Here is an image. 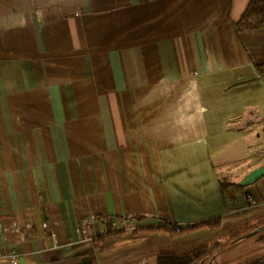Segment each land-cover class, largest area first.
<instances>
[{
	"label": "crops",
	"instance_id": "0c3cea01",
	"mask_svg": "<svg viewBox=\"0 0 264 264\" xmlns=\"http://www.w3.org/2000/svg\"><path fill=\"white\" fill-rule=\"evenodd\" d=\"M249 1L0 0V264L120 231L99 264L129 245L158 264L215 239L152 228L264 216V174L241 184L264 165V31L235 28Z\"/></svg>",
	"mask_w": 264,
	"mask_h": 264
},
{
	"label": "trees",
	"instance_id": "16d2710c",
	"mask_svg": "<svg viewBox=\"0 0 264 264\" xmlns=\"http://www.w3.org/2000/svg\"><path fill=\"white\" fill-rule=\"evenodd\" d=\"M235 28L237 31H264V0H250ZM259 71L264 75V63L259 66ZM227 218L228 215H225L195 225H188L183 231H197L203 228L215 230L220 228ZM262 226H264V216L253 223L237 225L231 229L227 238L224 240L199 246L183 253L163 252L159 255L158 264H202L213 252L244 238L242 236ZM149 231H166L173 236L179 234L167 225L152 228ZM260 232L256 233V243L264 245V232ZM125 236L126 234L120 231L94 239L95 252L77 255L69 259L61 260L55 264H99L97 254L112 251L120 246L123 247L122 243L126 240ZM248 264H264V256Z\"/></svg>",
	"mask_w": 264,
	"mask_h": 264
},
{
	"label": "rangeland",
	"instance_id": "374dc122",
	"mask_svg": "<svg viewBox=\"0 0 264 264\" xmlns=\"http://www.w3.org/2000/svg\"><path fill=\"white\" fill-rule=\"evenodd\" d=\"M225 222V221H224ZM221 225L220 228L215 229V230H208L210 233H207L206 235H203L202 238L204 239H215V241L209 243L212 244L214 242H218L221 240H224L227 238L228 233L233 229L229 225L226 224ZM186 228V227H185ZM200 230H204L200 229ZM199 231V230H198ZM175 232V231H174ZM264 232L261 231L260 233ZM176 233H179L178 235H181L182 233H185L183 229L181 231H177ZM259 233V234H260ZM256 234H253L249 237H244L241 238L238 241L233 242L232 244L227 245L226 247L221 248L218 251L213 252L202 264H248L256 259H259L264 256V245L257 244L256 243ZM142 245V244H139ZM207 245V244H205ZM150 247V243H148L144 249H147ZM161 250L160 247H155V249ZM142 249L136 248L134 245H129L125 249L121 250L122 258L120 257L119 259H124L121 264H132L133 262H136L137 260H133V258L130 259L131 254L136 251H141ZM129 258V259H127ZM120 260V261H121ZM140 260L149 262L150 261V256H143L140 258Z\"/></svg>",
	"mask_w": 264,
	"mask_h": 264
},
{
	"label": "water",
	"instance_id": "95a60500",
	"mask_svg": "<svg viewBox=\"0 0 264 264\" xmlns=\"http://www.w3.org/2000/svg\"><path fill=\"white\" fill-rule=\"evenodd\" d=\"M264 174V165L251 171L249 174H247L245 176V178L241 181V184L244 185V184H248V183H251V182H254L255 180H257L258 178H260L262 175ZM264 230V226L262 227H259L257 228L256 230L242 236V237H249L253 234H256L257 232H260Z\"/></svg>",
	"mask_w": 264,
	"mask_h": 264
},
{
	"label": "built area",
	"instance_id": "2783aa9c",
	"mask_svg": "<svg viewBox=\"0 0 264 264\" xmlns=\"http://www.w3.org/2000/svg\"><path fill=\"white\" fill-rule=\"evenodd\" d=\"M170 227L175 231V232H179L182 229H184L185 227H187V225L181 224V223H174L172 225H170ZM2 228V221H1V217H0V229ZM81 232L84 236V238L87 241H92L93 240V236L87 231V228H82Z\"/></svg>",
	"mask_w": 264,
	"mask_h": 264
}]
</instances>
